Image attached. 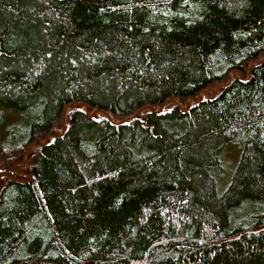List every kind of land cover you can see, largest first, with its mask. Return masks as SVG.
Segmentation results:
<instances>
[{"label": "trees", "instance_id": "16d2710c", "mask_svg": "<svg viewBox=\"0 0 264 264\" xmlns=\"http://www.w3.org/2000/svg\"><path fill=\"white\" fill-rule=\"evenodd\" d=\"M168 100L67 110L0 180V264H264V0H0V172L69 105Z\"/></svg>", "mask_w": 264, "mask_h": 264}, {"label": "water", "instance_id": "95a60500", "mask_svg": "<svg viewBox=\"0 0 264 264\" xmlns=\"http://www.w3.org/2000/svg\"><path fill=\"white\" fill-rule=\"evenodd\" d=\"M263 63V62H262ZM252 69V66H249L248 69H246L247 71L251 70ZM233 75H235V73H233ZM229 76V80H231V77L233 76ZM226 85H221L219 87H225ZM214 89V88H213ZM211 89V91L209 90H205L203 91V95L205 96H209L210 94L213 93V91H216V90H213ZM219 89V88H218ZM217 93H213L214 97L216 96ZM199 99H202L201 98V93L199 94ZM187 103H189V101H186ZM192 102H196V99H192ZM171 104H174V105H179L177 103V101L175 100H168L165 104H163L158 110H155L151 107H146L140 111H138L136 113V115L130 119H127L119 124L117 123H114L112 122V119L109 115V113L105 112V111H101V110H93L92 108H90L89 106L87 105H84V104H72V105H69L68 107L65 108L64 110V114H63V130H62V133L58 134V133H51L43 143L41 142H36L32 145H30L28 147V149L26 150V155H25V159H23V157L19 158L16 162H14V164L12 165V171H9V172H0V180L2 179H7L9 181H12V182H15V183H19V184H26L28 182H30L32 176H31V173L30 171L28 170V168L26 167V164L29 162L30 158L32 157L33 154L30 153V151L33 149V148H41V147H44L46 145H48V143L50 142V140L52 139H56V138H60L62 136L65 135L66 133V120H65V115H66V111L67 110H70V109H74V110H80L81 108H85V111H86V114L92 118V119H97L98 118V115L99 114H103L107 117V119L113 124V125H120V124H124L125 122H128L130 120H133V119H136L137 117H140L142 112L145 111V110H148V111H151V112H155L156 114H161L162 111L164 110L165 107L171 105ZM180 106V105H179ZM182 111H185L187 112L189 110V107L187 106V109L186 110H183L181 109ZM142 122L144 124V126L147 124V119H142ZM22 169H27V172H24L25 175L24 177H26L25 179H20L18 177H16V172H23Z\"/></svg>", "mask_w": 264, "mask_h": 264}, {"label": "rangeland", "instance_id": "374dc122", "mask_svg": "<svg viewBox=\"0 0 264 264\" xmlns=\"http://www.w3.org/2000/svg\"><path fill=\"white\" fill-rule=\"evenodd\" d=\"M249 68V66H246V69H248ZM248 72V71H247ZM243 73H245V74H247L245 71L243 72ZM239 74V76H241L242 78H244V76H243V74H241V73H238ZM231 75H233V73H231ZM233 77H236V74L235 75H233L232 77H231V79L233 78ZM217 89H218V87H215L213 90H216L217 91ZM216 91H214V93H217ZM175 101H177V100H175ZM177 103L180 105H176L177 107H179L180 109H183V110H186L187 109V106L189 107V105H190V103H184L183 105L181 104V103H179L178 101H177ZM187 104V105H186ZM141 118H142V116H140ZM64 118V117H63ZM142 119H145V118H142ZM12 120L14 121L15 120V117H12ZM7 123H11V120L9 119V116L8 115H6V116H2L1 118H0V132L2 131V129L4 128V126L7 124ZM62 123H63V120H62ZM8 143V141H1L0 142V145H5V144H7ZM8 145V144H7ZM237 147H235V149H236ZM232 151V149H228L227 150V154L228 153H230ZM227 154H225V156L227 155ZM14 155V154H13ZM234 157H235V162H236V164H237V162H238V160H239V157H240V151L239 152H237V155H234ZM234 157H232V155L230 156V159L232 160V162L233 163H228V166H227V170H226V175H225V179L223 180V181H221V182H219V191H220V193H223L225 190H226V188L228 187V184H229V182H230V178H231V176H232V172L234 171V167H236V164H234L235 162H234ZM13 169H12V167H10V171H12ZM233 170V171H232ZM22 171L23 172H16V177H18V178H20V179H25L26 177H24V175H25V173L24 172H27V169H22Z\"/></svg>", "mask_w": 264, "mask_h": 264}, {"label": "bare ground", "instance_id": "6f19581e", "mask_svg": "<svg viewBox=\"0 0 264 264\" xmlns=\"http://www.w3.org/2000/svg\"><path fill=\"white\" fill-rule=\"evenodd\" d=\"M217 92V91H216ZM203 96V95H202ZM211 97V96H210ZM187 105V104H186ZM39 141V140H38ZM52 144V143H51Z\"/></svg>", "mask_w": 264, "mask_h": 264}, {"label": "flooded vegetation", "instance_id": "af4514ba", "mask_svg": "<svg viewBox=\"0 0 264 264\" xmlns=\"http://www.w3.org/2000/svg\"><path fill=\"white\" fill-rule=\"evenodd\" d=\"M11 166H12V164H11ZM11 166H10V167H11Z\"/></svg>", "mask_w": 264, "mask_h": 264}]
</instances>
